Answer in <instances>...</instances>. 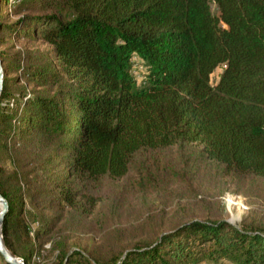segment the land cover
Instances as JSON below:
<instances>
[{"label": "trees", "instance_id": "1", "mask_svg": "<svg viewBox=\"0 0 264 264\" xmlns=\"http://www.w3.org/2000/svg\"><path fill=\"white\" fill-rule=\"evenodd\" d=\"M10 1L5 12L0 0V232L12 255L30 264L46 231L30 235L24 206L28 135L64 154V175L49 180L60 209L75 202L69 177L118 179L138 153L174 145L264 178V0ZM12 37L51 49L1 48ZM20 75L44 92H25ZM56 250L50 264H264V224L193 219L107 260Z\"/></svg>", "mask_w": 264, "mask_h": 264}, {"label": "rangeland", "instance_id": "2", "mask_svg": "<svg viewBox=\"0 0 264 264\" xmlns=\"http://www.w3.org/2000/svg\"><path fill=\"white\" fill-rule=\"evenodd\" d=\"M10 2L2 5L3 11ZM211 8L215 11L214 3ZM11 45L34 51L51 49L27 37H12L1 48ZM218 72L220 69L212 74V83ZM134 74L141 79L139 71ZM20 77L25 92H44ZM31 138L26 152L18 156L32 181L31 196L25 194L24 187L22 190L24 206L34 217L28 222L30 235L34 237L44 224L46 231L36 240L39 250L30 264H50L59 247L79 248L87 256L107 260L134 245L153 243L161 234L193 219H225L236 226L264 224V178L227 173L221 164L208 159L197 143L138 153L126 175L118 179L104 177L86 183L69 177L75 202L60 209L49 180L64 175V154L41 136L28 135ZM11 143L20 144L19 135Z\"/></svg>", "mask_w": 264, "mask_h": 264}, {"label": "water", "instance_id": "3", "mask_svg": "<svg viewBox=\"0 0 264 264\" xmlns=\"http://www.w3.org/2000/svg\"><path fill=\"white\" fill-rule=\"evenodd\" d=\"M3 75H4V72H3V67H2L1 60H0V92L2 90ZM7 209H8V204H7L6 199L2 195H0V229H1L4 215ZM0 255L3 257L4 261L8 264H25V262L21 258L12 255L6 249L2 241L1 232H0Z\"/></svg>", "mask_w": 264, "mask_h": 264}]
</instances>
